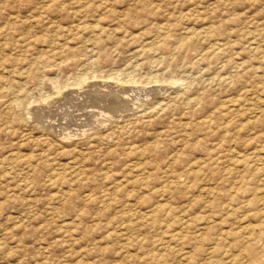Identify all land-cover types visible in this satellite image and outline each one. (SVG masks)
I'll use <instances>...</instances> for the list:
<instances>
[{
	"label": "rangeland",
	"instance_id": "rangeland-1",
	"mask_svg": "<svg viewBox=\"0 0 264 264\" xmlns=\"http://www.w3.org/2000/svg\"><path fill=\"white\" fill-rule=\"evenodd\" d=\"M263 224L264 0H0V264H237Z\"/></svg>",
	"mask_w": 264,
	"mask_h": 264
},
{
	"label": "bare ground",
	"instance_id": "bare-ground-1",
	"mask_svg": "<svg viewBox=\"0 0 264 264\" xmlns=\"http://www.w3.org/2000/svg\"><path fill=\"white\" fill-rule=\"evenodd\" d=\"M217 48V47H216ZM97 79V78H96ZM90 83V82H89ZM94 84V83H93ZM109 85V84H108ZM128 85V84H127ZM84 88H86V87H84ZM136 88V87H135ZM119 89V88H118ZM88 90H89V88H88ZM101 91V90H100ZM111 91V90H110ZM136 91V90H135ZM85 92V91H84ZM83 92V93H84ZM90 92V91H89ZM91 93H92V91H91ZM97 93V92H96ZM118 93V92H117ZM152 93V92H151ZM150 93V94H151ZM72 94V93H71ZM90 94V93H89ZM94 94V93H93ZM96 95V94H95ZM110 95H112V94H110ZM118 95H119V93H118ZM122 95V94H121ZM70 96V95H69ZM100 96V95H99ZM71 97V96H70ZM85 97V96H84ZM109 97V96H108ZM123 97V96H122ZM129 97V96H128ZM86 98V97H85ZM108 99V98H107ZM62 101V100H61ZM94 101V100H93ZM102 101V100H101ZM88 102V101H87ZM88 104V103H87ZM90 105V104H89ZM113 105V104H112ZM60 106V105H59ZM96 107V106H95ZM118 107V106H117ZM120 107V106H119ZM125 107V106H124ZM38 108V107H37ZM78 108V107H77ZM98 108V107H97ZM102 108V107H101ZM104 108V107H103ZM102 108V109H103ZM112 109L114 108V107H111ZM49 109V108H48ZM84 109V108H83ZM99 109V108H98ZM43 110V109H42ZM104 110H105V108H104ZM109 110V109H108ZM115 110V109H114ZM60 111V110H59ZM90 111V110H89ZM92 111V110H91ZM106 111V110H105ZM95 112H97V111H95ZM100 111H98V113H99ZM79 113V112H78ZM93 113V112H92ZM101 113V112H100ZM103 113H104V111H103ZM119 113V112H118ZM60 114V113H59ZM67 114V113H66ZM108 114V113H107ZM48 115V114H47ZM46 115V116H47ZM76 115V114H75ZM95 115V114H94ZM104 115H106V114H104ZM67 116V115H66ZM83 116V115H82ZM93 116V115H92ZM99 116V115H98ZM98 116H96V117H98ZM71 117V116H70ZM96 117H94V118H96ZM102 117V116H101ZM48 118V117H47ZM82 118H84V117H82ZM73 119V118H72ZM87 119V118H86ZM76 120V119H75ZM83 120V119H82ZM85 120V119H84ZM88 120V119H87ZM44 121V120H43ZM48 121V120H47ZM93 121L95 122V119H93ZM92 121V122H93ZM78 122V121H77ZM75 123V122H74ZM88 123H90L89 122V120H88ZM47 124V123H46ZM59 127V126H58ZM62 131H64V127H63V130ZM247 224V223H246ZM252 224V223H251ZM245 225V224H244ZM248 225V224H247ZM253 225V224H252ZM264 225V224H263ZM262 226V225H261ZM244 227V226H243ZM260 227V226H259ZM249 229L250 228H252V226L250 227H248ZM263 228V227H262ZM248 230V229H247ZM174 232H176V231H174ZM175 234V237H177V238H179L181 235H180V233L179 232H176V233H174ZM263 234V233H262ZM257 237V236H256ZM263 242V241H262ZM263 246V245H262ZM260 247H261V245H260ZM259 251H260V254L259 255H257V256H255V255H252V253H249L250 254V256H248V259L247 258H245V259H243L241 262H239V263H237V264H264V259H262L261 257L262 256H264V249H259ZM229 262V261H228ZM227 262V263H228ZM232 262V261H231ZM230 262V263H231ZM226 263V264H227Z\"/></svg>",
	"mask_w": 264,
	"mask_h": 264
}]
</instances>
